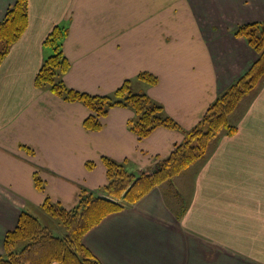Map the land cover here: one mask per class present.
Masks as SVG:
<instances>
[{"label": "crops", "instance_id": "crops-1", "mask_svg": "<svg viewBox=\"0 0 264 264\" xmlns=\"http://www.w3.org/2000/svg\"><path fill=\"white\" fill-rule=\"evenodd\" d=\"M14 2L0 0V20ZM27 13L25 31L0 64V254L21 210L45 216L46 200L70 209L82 189L102 187L104 157L136 173L167 157L257 59L232 31L264 21V0H27ZM56 26L65 27L66 87L98 95L129 81L176 125L140 137L128 125L136 112L117 105L98 128H86L90 110L82 101L34 82ZM244 96L233 134L83 234L95 260L264 264V77Z\"/></svg>", "mask_w": 264, "mask_h": 264}, {"label": "trees", "instance_id": "trees-1", "mask_svg": "<svg viewBox=\"0 0 264 264\" xmlns=\"http://www.w3.org/2000/svg\"><path fill=\"white\" fill-rule=\"evenodd\" d=\"M28 24L27 0H15L0 20V64L8 51V45L23 34ZM65 27L56 26L44 40L51 47V54L43 59L36 76L35 85H49L51 90L68 100H81L90 109L85 120L86 127L95 129L100 117L111 107L123 104L133 106L136 118L128 124L140 137L158 125L174 126L175 122L161 113V106L152 102L147 94L132 92L125 81L111 94L93 95L66 87L56 80L58 72H64L68 61L61 51L60 39ZM257 51L258 57L247 71L221 91L212 101L201 120L186 131L181 142L171 153L159 160L152 170L138 173L129 171L122 163L103 158L107 169V182L96 190L82 189L77 204L66 209L46 200L43 210L54 216L64 228L63 234H54L37 216L26 209L21 210L15 227L4 236V251L0 264H100L82 242L83 234L106 214L130 204L155 185L187 168L194 161L204 158L212 143L221 135H231L236 125L230 124L227 115L239 100L258 86L264 77V21L245 23L234 29ZM61 36V37H59ZM140 77L154 81V77ZM105 194L106 196L101 195Z\"/></svg>", "mask_w": 264, "mask_h": 264}, {"label": "rangeland", "instance_id": "rangeland-1", "mask_svg": "<svg viewBox=\"0 0 264 264\" xmlns=\"http://www.w3.org/2000/svg\"><path fill=\"white\" fill-rule=\"evenodd\" d=\"M230 13H231V11H230ZM225 18L227 17V19L230 17L229 15H225L224 16ZM241 25V24H240ZM239 26V25H238ZM232 33L233 34H235L234 33V30L232 31ZM236 35V34H235ZM59 37H61V36H59ZM243 37V36H242ZM4 42L5 41H2V43L0 44V46H3V44H4ZM14 43V42H13ZM13 43H11L10 45H8V48L10 49L11 48V45L13 44ZM60 44H61V39H60ZM250 45V44H249ZM251 46V45H250ZM9 49H8V51H7V53L9 52ZM251 49L253 50V51H255L256 53H257V51L251 46ZM7 53L5 54V56L7 55ZM5 56H4V58H5ZM3 58V59H4ZM68 68V67H67ZM67 70V69H66ZM65 70V71H66ZM64 71V72H65ZM63 72L61 71V72H58L57 73V75H56V80H59V81H61V79H60V75L62 74ZM141 74H146L147 75V77H149L151 74L150 73H147V72H141V73H139V75H138V77L139 78H141V79H144V78H142V77H140V75ZM242 76V75H241ZM240 76V77H241ZM154 77V76H153ZM155 78V77H154ZM145 80H147V81H149L150 82V80H148V79H145ZM152 83V82H151ZM43 86H46V87H49V88H51L49 85H43ZM129 86H130V82H129ZM130 88H131V86H130ZM131 90H132V88H131ZM132 92H134V93H141V92H136V91H133L132 90ZM112 93V92H111ZM111 93H108V95L109 94H111ZM144 93V92H143ZM146 94V93H145ZM98 95H104V96H108L107 94H98ZM217 97V96H216ZM73 101H75V100H73ZM77 101H81V100H77ZM247 101H248V98H247V96H244V98L242 97L240 100H239V102L237 103V105H236V107L227 115V117H228V121H229V123L230 124H234V121H236V120H238L239 119V117L242 115V112H243V110L245 109V106H246V104H247ZM85 104V103H84ZM86 105V104H85ZM121 106H124L123 104H120ZM87 106V105H86ZM125 106H128V107H131L134 111H135V109L133 108V106H131V105H129V104H126ZM87 108L90 110V112H91V109L87 106ZM90 112H89V114H87V116L85 117V119H84V121H83V124H84V126L86 127V125H85V120L88 118V116L90 115ZM136 112V111H135ZM161 113H163L162 112V109H161ZM105 114V113H104ZM103 114V115H104ZM102 115V116H103ZM101 116V117H102ZM101 117H100V122H101ZM130 121H132L131 119H129V121H128V124H130ZM236 124V123H235ZM197 125V124H196ZM99 127V126H98ZM97 127V128H98ZM86 128H88V127H86ZM129 128L130 129H132L130 126H129ZM188 131V130H187ZM186 133V132H185ZM185 135V134H184ZM184 138V137H183ZM105 158V157H104ZM106 166V165H105ZM155 166H151V168L150 169H148V170H152V168H154ZM130 171V170H129ZM106 172H107V169H106ZM35 182L37 183V184H39V182H41V179L40 178H38L37 176H35ZM40 185V184H39ZM88 190H96V189H88ZM101 195H103V196H106L105 194H102V192H101ZM107 197V196H106ZM46 215L45 216H42V215H40V214H37L38 216H37V218L43 223V224H48V226L52 229V232L54 233V234H60V232L61 231H64V228H63V226L62 225H60V224H58V221H57V219L54 217V216H51L50 214H47V213H45Z\"/></svg>", "mask_w": 264, "mask_h": 264}]
</instances>
